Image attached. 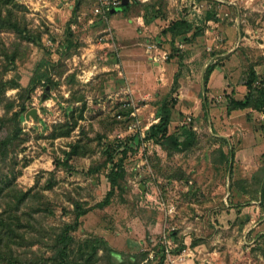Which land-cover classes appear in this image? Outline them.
<instances>
[{
    "label": "rangeland",
    "instance_id": "374dc122",
    "mask_svg": "<svg viewBox=\"0 0 264 264\" xmlns=\"http://www.w3.org/2000/svg\"><path fill=\"white\" fill-rule=\"evenodd\" d=\"M60 2L49 8L46 0H14L29 33L0 29V82L15 80L23 87H10L0 97V142H11L7 156L0 154V213L29 192L20 204L19 214L27 213L23 220L34 214L45 227L75 222V202L90 208L112 190L109 174L123 153L111 160L108 146L136 135L133 124L146 138L167 99L170 132L192 127L197 143L172 155L153 139L133 145L110 204L81 216L72 235L79 242L103 237L115 250L135 254L153 250L168 223L178 232L173 241L195 251L183 264H264V108L234 105L245 99L252 68L258 75L254 88L264 89V0H132L129 10L107 18L94 13V0L78 12L76 34L69 28L75 0L65 10ZM180 18L202 32L176 39L182 65L171 34L162 33ZM61 30L64 37H93L102 49L83 41L61 53ZM52 57L60 64L53 72L61 71V57H69L65 64L78 76L53 74L56 85L44 99L47 78L35 69ZM113 60L114 69L102 71ZM208 65L216 68L206 83ZM126 85L134 91L138 117L121 121L119 111L128 109L121 105ZM22 103L28 109L21 113ZM73 110L75 127L55 137ZM72 145L80 147L78 153L72 154ZM164 203L176 205L173 216Z\"/></svg>",
    "mask_w": 264,
    "mask_h": 264
},
{
    "label": "trees",
    "instance_id": "16d2710c",
    "mask_svg": "<svg viewBox=\"0 0 264 264\" xmlns=\"http://www.w3.org/2000/svg\"><path fill=\"white\" fill-rule=\"evenodd\" d=\"M131 1L132 0H128L127 3H122L115 11L129 10L132 4ZM92 2H94V0H75L72 17L75 18L83 5H90ZM13 3L14 0H0V29L15 30L23 37H26L29 31L26 26H22V22L18 20L14 9V7L18 5ZM152 10H155V8L152 7ZM162 33L171 34L173 51L178 57L180 65H182L185 56L180 48L175 46L176 39L179 36L188 35L190 33H192V36L189 37L194 39L202 32L194 30L192 22L180 18L171 22ZM7 58L10 59V63H14L16 55L10 54ZM58 66H60V64L55 65L49 61H45V63L39 66V68L42 69L41 76H45V79L47 78V81L44 82L45 86L49 85L53 88L56 85L53 81L52 74L61 76L65 71L62 65L61 71L53 72V67ZM215 68V65L207 66L204 78L206 83H209ZM178 76L179 74H176V84L179 83ZM257 79L258 75L255 69L252 68L250 70V76L245 82L248 87V92L244 100L235 102L234 105L236 108L245 109L252 107L258 110L264 108V89H257L253 86ZM10 87L23 88L21 84L15 80L0 82V97ZM169 102L170 101L166 99L162 104L160 108V119L150 127L146 138L153 139L155 142L161 144L169 155H172L175 152L191 149L197 143V135L193 128L188 126H183L179 133L170 132L171 110L169 108ZM204 102H207L206 97H204ZM20 107L22 110L21 113L28 109L24 103H22ZM130 111L131 109H122L119 111V113L124 116V119H121V121L131 119L129 117ZM73 113L74 110L69 114L71 115L70 120H67L63 124H59L55 128V137H66L71 133L76 125V122L71 123L74 118ZM18 115H20V113H16V116ZM143 140L139 134H136L127 140H121L116 146L113 144L108 146L107 149L110 150L109 158L111 160L115 158L116 154L120 152L123 153V157L119 159L117 163L113 164V168L109 174L112 190L103 202H99L97 205L90 208H85L80 202H75V222L73 223H64L62 226L57 227H45L42 223H38L40 222L39 220L33 218V213V215H30V218L23 220L22 215H27V213H23L22 215L19 214L20 204L25 202V199L30 195L29 192L22 193L18 196V204H16V207L6 206L4 211L0 213V264H163L165 261V253H163V247L159 243L154 248L156 249L154 257L156 259H149L147 261L150 250L135 254H126L115 250L103 237H91L84 242H79L72 235V232L79 225V218L81 216L88 214L96 207H103L104 205L110 204L114 188L118 185L119 179L123 176L122 165L125 157L134 149L133 145L140 146ZM10 143V137L0 142V154L2 157L7 156ZM79 149L80 147L78 145H72V154L78 153ZM261 171V180L259 179L261 184L260 201L264 208V167L261 168ZM2 191L3 188L0 187V197ZM47 212L49 213V210H47ZM177 233L178 232L175 231L173 236ZM35 246L37 248H35ZM183 247H185V244L181 243L176 251H180Z\"/></svg>",
    "mask_w": 264,
    "mask_h": 264
},
{
    "label": "built area",
    "instance_id": "2783aa9c",
    "mask_svg": "<svg viewBox=\"0 0 264 264\" xmlns=\"http://www.w3.org/2000/svg\"><path fill=\"white\" fill-rule=\"evenodd\" d=\"M124 0H98V4L94 9V13L96 15H101L104 18H107L108 15L113 13V10H116L121 6ZM197 0H193V3L196 4ZM233 4H236V0H233ZM104 38L101 37L100 40L102 42ZM48 44L50 47H53L54 43L52 40L49 39ZM48 45V46H49ZM154 47V46H151ZM151 52V51H150ZM122 93L124 94L123 100L121 102V105L124 107L131 109L129 117L131 119H135L138 117V110L135 108V96L134 91L130 88L129 85H126L124 89L122 90ZM119 119H124L123 114H119ZM136 121V120H135ZM159 121L157 119L156 123ZM130 132H134L136 134H139L141 136V139H143L144 132L139 130V126L137 124H133L129 126ZM121 137V136H120ZM164 208L166 210L167 216H173L176 213V205L173 203L166 204L164 203ZM166 230H164L162 236L159 238L158 243L163 247V253H165V261L163 264H183L190 256L191 254L194 255V250L185 245L180 251H176V249L179 248V244H176L173 240V233L175 232V228H171L170 225L167 223V226L165 227ZM156 250H150V255L147 259H153L155 260Z\"/></svg>",
    "mask_w": 264,
    "mask_h": 264
},
{
    "label": "crops",
    "instance_id": "0c3cea01",
    "mask_svg": "<svg viewBox=\"0 0 264 264\" xmlns=\"http://www.w3.org/2000/svg\"><path fill=\"white\" fill-rule=\"evenodd\" d=\"M52 1H54V0H46V2L47 3H50V4H47L48 5V7L50 8L51 7V2ZM68 1L69 0H61V2H60V4H61V8H62V10H65V6H67L68 5ZM75 5V4H74ZM74 5L72 6V5H70V7L71 8H73L74 9ZM49 12V11H48ZM116 12V11H115ZM114 13V12H113ZM112 13V14H113ZM72 16H73V14H72ZM76 18H77V15L75 16V18H73V20L71 19L70 20V22H69V28H71V30L73 31V33H78L79 32V29L80 28H78V27H76L75 25H77L75 22H76ZM73 21V22H72ZM91 26V25H90ZM92 27V26H91ZM68 28V29H69ZM70 29H69V31L72 33V31H71ZM87 36V35H86ZM86 36H82V37H80L79 38V35H74V36H69V37H64L63 36V31L61 30V43H60V41H58L57 43H58V46L59 47H61V53H63V51H66V52H68L70 49L72 50L74 47H76V44L77 43H83V41H85L86 43H88L89 44V46L90 47H94V49H96L97 47H98V49H102V45L101 44H98V46L96 47V45L94 46V43L95 42H92L91 40L93 39V37L91 38V37H86ZM91 42V43H90ZM60 43V44H59ZM50 49V48H49ZM83 49H85V47L83 46ZM91 50V52H88V53H92V56H94V55H96V51H92V49H90ZM94 52H95V54H94ZM85 55H82V57H84ZM76 55L73 57V60H75L76 59ZM53 58V57H52ZM89 59V58H88ZM55 61H57V60H55V58H53V60L51 61V62H55ZM59 61V60H58ZM68 61H70V58L68 57V59H66V61H65V59H63L62 57H61V67H62V65L64 66V68H65V71L62 73V75L61 76H78V74L76 73H74V72H72V69H68L67 68V66H66V64H65V62H68ZM42 63H45V60H43V61H41L37 66H36V69H35V75L36 76H41L42 75V69H40L39 68V66L42 64ZM114 63H116V64H114ZM65 64V65H64ZM112 65V69H114L113 68V65H117V62H115V60H113V61H111L109 64H108V66L107 65H104V67L102 68V71H106V70H108V71H110V66ZM97 67V66H96ZM53 75V74H52ZM81 76V75H80ZM86 76H87V74H86ZM70 79V78H69ZM254 206H250V207H247V208H249V209H252ZM246 209V208H245ZM260 223H261V221L260 222H257V225H253V226H251L248 230H252V229H254L255 227H257L258 226V224H259V226L258 227H260ZM248 226V225H247ZM260 233H264V231H260ZM187 264H194V262L193 261H191V260H189L188 261V263Z\"/></svg>",
    "mask_w": 264,
    "mask_h": 264
},
{
    "label": "water",
    "instance_id": "95a60500",
    "mask_svg": "<svg viewBox=\"0 0 264 264\" xmlns=\"http://www.w3.org/2000/svg\"><path fill=\"white\" fill-rule=\"evenodd\" d=\"M127 2H128V0H124V1H123V3H127ZM113 12H115V10H113ZM50 90H51V87H50V86H47V87H46V90H45L46 92H45L44 97H43L44 99H46V97H47V95H48V92H49ZM35 113H36V110L33 111V114H35Z\"/></svg>",
    "mask_w": 264,
    "mask_h": 264
}]
</instances>
